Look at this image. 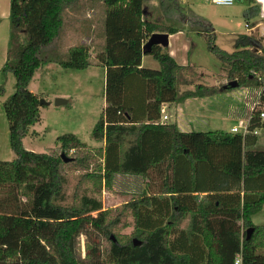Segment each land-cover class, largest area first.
<instances>
[{
  "label": "trees",
  "instance_id": "1",
  "mask_svg": "<svg viewBox=\"0 0 264 264\" xmlns=\"http://www.w3.org/2000/svg\"><path fill=\"white\" fill-rule=\"evenodd\" d=\"M78 1L10 0L8 47L0 74L11 73L15 78V91L3 103L15 158L0 160V262L234 264L241 255L242 264H264V253L260 252L264 250V226L251 222L252 215L264 205V150L251 149L254 135L243 137L226 130L185 133L175 124L156 123L163 104L215 91L181 90L194 85L197 73L189 65H178L158 45L147 54L158 62L159 69L141 67L142 47L152 33L177 32L144 20L143 0H100L105 9V44L97 59L106 68L105 107L92 137L104 146L96 151L102 163L81 177L97 190L102 180L110 184L114 175L136 177L141 180L137 195L121 207L116 218L88 192L74 193L70 202L64 169L71 163L87 168L88 157L64 162L53 150L35 153L23 147L29 128L40 120L39 97L27 88L35 71L49 63L39 53L59 34L62 14ZM243 3L246 19L250 13H259L254 0ZM261 40L239 35L233 51L227 52L208 39V50L237 87L263 89ZM59 64L67 70H85L90 66L88 48L71 47L67 60ZM133 77L145 82L141 101H128L124 96ZM229 89L226 85L220 90ZM251 126L257 127V121ZM57 144L62 152L85 146L72 134L58 137ZM197 164L204 165L212 181L194 180V187H189L181 177L189 171L197 174ZM203 191L215 195L200 200L187 197L195 212L190 215L189 230H178L177 225L188 215L187 209L182 211L181 195ZM128 215L134 220V232L117 233L121 217ZM250 228L253 231L247 239ZM82 236L84 257L80 253ZM133 239L140 244L134 245Z\"/></svg>",
  "mask_w": 264,
  "mask_h": 264
},
{
  "label": "rangeland",
  "instance_id": "2",
  "mask_svg": "<svg viewBox=\"0 0 264 264\" xmlns=\"http://www.w3.org/2000/svg\"><path fill=\"white\" fill-rule=\"evenodd\" d=\"M241 2L245 5L243 1ZM241 2L238 0L233 6ZM203 3L206 5L204 9L211 14L214 13L215 16L233 14L229 8H224L229 6L212 5L211 2L207 1ZM198 4L201 2L191 7L195 12L201 13ZM74 5L78 15L77 27L79 31H76L77 35L72 36L75 32L69 30L72 16L66 10V15L65 12L62 14L64 24L59 34L49 44L42 47L39 53L40 58H46L51 63L49 66L46 65L37 69L27 86L29 91L43 101V104L39 105V122L29 128L22 143L26 150L35 153L53 150L59 155L64 153L70 159L88 157L87 168L81 167L78 163H71L64 169L68 181L66 193L69 201L72 202L74 193L78 195L88 192L101 201L103 210L109 211L116 218L121 207L137 195L141 180L136 177L117 174L113 176L110 184L102 180L101 188L97 190L90 181H84L81 178L86 172L91 173L95 170L96 165L102 163V159L96 151L99 148L102 149L104 144L94 140L92 130L98 122L105 104L106 72L103 73V66L97 59L102 50L100 33L104 26L105 9L103 3L99 4V0H79ZM246 21L248 20L243 16L241 18L234 17L229 23L231 27L222 23L216 27L214 35L213 32H206V35L202 32L200 36L192 33V41L195 46L190 54V66H195L193 70L197 73V77L194 78V86H182L181 90L195 92V88H203L201 91L213 89L215 93L204 97L192 96L197 97L196 102L185 106L176 114L173 109L168 110V113L172 115V121L176 117L181 131H227L238 124L239 120H243L241 118L244 117L241 116V113L246 108V94L250 92L253 95L250 98L255 99L257 90L243 87L220 90L223 85H228L230 80L228 75L221 70L219 60L208 50V39H212L218 48L231 52L234 49V36L239 32L246 31ZM261 44L264 47L263 40H261ZM81 45L86 46L89 53L91 52L90 66L81 71L67 70L60 66L59 61L67 60L68 50L71 47ZM257 55H260L259 51H257ZM0 62L2 63L1 59ZM221 82L224 83L220 85ZM254 90L256 96H254ZM14 91V76L11 73L6 74V76L0 74V149L3 153L0 160L2 161H12L15 158L9 146L8 123L3 109V103ZM56 99H61L64 102L55 105ZM67 134L74 135L85 146L76 151H60L57 139ZM257 137L264 149V126L261 127ZM121 219V223L115 229L116 232L122 235L132 234L135 230L132 217L128 215L121 217ZM84 246L85 238L82 236L80 238L82 257L85 255ZM260 252L264 253V250Z\"/></svg>",
  "mask_w": 264,
  "mask_h": 264
},
{
  "label": "crops",
  "instance_id": "3",
  "mask_svg": "<svg viewBox=\"0 0 264 264\" xmlns=\"http://www.w3.org/2000/svg\"><path fill=\"white\" fill-rule=\"evenodd\" d=\"M206 1L209 3L211 2V4L214 5L211 0H146V2H144L143 0V19L144 20L151 22V23L161 25L162 27H165V28H174L177 30V32L175 33H168V32H155V33L167 34V46L165 47H162L160 45L158 46H160L163 51H165L170 57H172L178 65H181V66L191 65L190 54H191L193 47L195 46V43L192 41L193 39L192 33L200 36V34L202 35V32H201L202 30H204L203 34H205L207 32L206 28H210L211 29L210 32H213V35H214V31L216 32V27L218 25L225 23L227 27H231L229 23L230 21H232L234 17L241 18V16H243V18H245V10H247V6L242 4L241 1L243 0H239L241 3H239L238 5L233 6L235 2L238 1V0H235L233 5L229 7H224V8H229V11L232 12L233 14L231 15L226 14V15H221V16H215L214 13L211 14L206 9H204L206 5L203 2H206ZM254 1L259 8V13L258 14L250 13V19H247L248 21L245 22L246 31L237 33L234 36V40H236V38L239 35H248V36H253V37L262 39L261 34L263 33V28H264V0H254ZM200 2L201 4H198V7H200L199 11L201 13H197L191 6L196 3H200ZM101 3L102 2L99 0V4ZM9 4H10V0H0V51H1L0 59L2 60V63L0 62L1 66L5 62L7 47H8ZM182 5L183 6L185 5V6L182 8L181 7ZM66 10L72 16L69 30L75 32L74 34H72V36L77 35L76 31H79V30L77 27L78 26V20H77L78 15L76 13L75 5L67 8ZM67 11H65V15ZM100 36H101L100 39H101V44H102V50L100 51V53H102L104 49V44H105L104 26H103V29L101 28ZM90 56H91V52H90ZM50 63L51 61H49L47 66H49ZM141 67L152 69V70H158L159 64L155 59L152 58V56L146 53L142 55ZM104 72H106L105 67H103V73ZM222 83L224 82H221L220 85ZM224 86L226 87V85H223V87ZM144 93H145V82H143L141 79L137 77H133L128 81V86L126 87L124 96L126 97V100L128 101L136 100V98H138L137 100L141 101L144 97ZM196 100H197V97H189V98H186L181 103L163 104L161 108V112H164L168 115L167 123L163 125L175 124L177 127V130L179 132H183L179 128V123L176 120V117L174 118L173 121L171 120L172 115L171 113H168V110L173 109V111H175V114H176L178 111H181L182 108L184 109L185 106L194 104ZM142 103H144V101ZM104 107H105V104H104ZM189 132H193V131H189ZM185 133H188V132H185ZM261 144L262 143L259 142V139L257 137L255 144L251 147V149L264 150ZM2 155L3 153L0 149V157ZM195 170L197 174H192L191 171H189V173L186 174V176L181 177L182 181L188 184L187 186L194 187V184L192 182L194 180L197 182V180H201L203 178H205L206 180L209 179V181H212L213 177L205 171L204 165L202 166L201 164H197L195 167ZM201 171H204V172H201ZM226 193L231 194L232 192H226ZM206 195H215V193L210 194L209 192L203 191V192H191V194L181 195V198L184 200L183 205L181 206L183 209L182 211H185L187 209L188 215L179 222V224L177 225L178 230H185V231L189 230L190 215L193 212H195L196 207L194 206L193 201L188 199L187 197L196 196L200 200ZM240 195H242V192H240ZM218 197L223 198L222 194H219ZM225 201L226 203L230 201L229 196L227 197V200ZM251 222L254 226H264V205L262 209L257 212V214L252 215ZM0 264H20V262L19 261H12V262L6 261L3 263L0 262Z\"/></svg>",
  "mask_w": 264,
  "mask_h": 264
},
{
  "label": "built area",
  "instance_id": "4",
  "mask_svg": "<svg viewBox=\"0 0 264 264\" xmlns=\"http://www.w3.org/2000/svg\"><path fill=\"white\" fill-rule=\"evenodd\" d=\"M211 1L215 5H221V6H231L235 2V0H211ZM261 38L264 41V28H263V33L261 34ZM262 83L264 85V79ZM256 90H257V96L254 90V96H256L255 99L250 98L252 95L250 94V92L246 94V99H245L246 108L241 113V116L244 118H241L243 119L242 121L239 120L238 124L232 126L229 130L230 132L239 133L243 137H245L246 135H254V136L259 135L261 127L264 126V103L261 102V97L264 94V88L263 89L257 88ZM161 114L162 115L159 121L156 123L166 124L168 120V115L164 112H161ZM253 120L257 121L258 123L257 127L251 126V122ZM234 264H242L241 255L236 256L234 260Z\"/></svg>",
  "mask_w": 264,
  "mask_h": 264
},
{
  "label": "water",
  "instance_id": "5",
  "mask_svg": "<svg viewBox=\"0 0 264 264\" xmlns=\"http://www.w3.org/2000/svg\"><path fill=\"white\" fill-rule=\"evenodd\" d=\"M154 45H160L162 47L167 46V34H165V33H152L150 35V37L148 38L147 42L143 45L142 53L143 54L148 53L150 51L151 47L154 46ZM227 86H229L231 88H236L237 87V83H236V81H230ZM63 102L64 101H62L61 99H56L55 105H59L60 103H63ZM39 104L42 105L43 101L39 100ZM60 156H61L62 159H64V162H68L70 160L69 158H67L65 156L64 153H62ZM252 231H253L252 228L247 229V231H246V233H247V237L246 238L247 239L250 237ZM133 243H134V245H139L140 244L136 239H133Z\"/></svg>",
  "mask_w": 264,
  "mask_h": 264
},
{
  "label": "bare ground",
  "instance_id": "6",
  "mask_svg": "<svg viewBox=\"0 0 264 264\" xmlns=\"http://www.w3.org/2000/svg\"><path fill=\"white\" fill-rule=\"evenodd\" d=\"M201 35V34H200ZM192 85V84H191ZM194 90V89H193Z\"/></svg>",
  "mask_w": 264,
  "mask_h": 264
}]
</instances>
